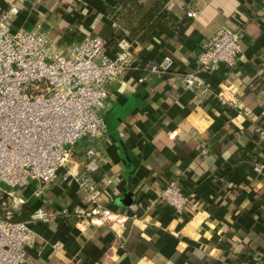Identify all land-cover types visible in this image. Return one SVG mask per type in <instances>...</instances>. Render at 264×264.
Returning <instances> with one entry per match:
<instances>
[{"label": "crops", "instance_id": "0c3cea01", "mask_svg": "<svg viewBox=\"0 0 264 264\" xmlns=\"http://www.w3.org/2000/svg\"><path fill=\"white\" fill-rule=\"evenodd\" d=\"M125 2L28 0L13 20V32L39 28L65 52L87 37L108 43L120 34L139 67L108 86L104 130L73 156L81 168L84 146L93 145L100 160L95 180L112 181L101 183L98 203L138 219L128 218L123 230L84 222L78 212L86 204L76 183L44 186L36 198L39 184L31 182L23 191L26 208L52 217L31 225L35 239L24 249L23 264H264V0H168L165 9L179 19L189 9L196 13L184 40L154 30L142 42L129 39V30L154 0H138L139 14L116 25L113 17ZM6 4L0 0V10ZM222 28L239 33L236 66L204 76L211 88L206 94L186 90L182 77ZM118 42L107 44L110 57ZM164 56L172 59L171 71L137 83L143 68ZM222 88L237 109L219 104ZM235 153L240 164L230 160ZM170 182L188 198L181 214L158 200Z\"/></svg>", "mask_w": 264, "mask_h": 264}, {"label": "built area", "instance_id": "2783aa9c", "mask_svg": "<svg viewBox=\"0 0 264 264\" xmlns=\"http://www.w3.org/2000/svg\"><path fill=\"white\" fill-rule=\"evenodd\" d=\"M26 1L6 0V8L0 10V264H23L24 249L35 239L31 225L52 217L37 209L28 220L13 221L27 204L23 191L31 182L39 184L36 198L42 196L44 186L76 183L86 204L77 211L84 222L123 230L128 218L138 219L136 214L114 213L98 203L101 183L111 185L112 181L95 180L100 160L93 145L84 146L81 168L73 161L79 142L94 139L104 130L108 86L125 71L139 69L126 40L118 42V51L110 57L107 41L100 37L84 38L65 52L39 28L13 32V20ZM179 1L192 5L198 0ZM195 15L193 9L186 12L189 18ZM238 42V32L218 30L202 45L195 68L182 77L183 87L208 93L211 88L204 76L220 67L234 68L240 53ZM172 64V59L164 56L144 67L137 83L167 75ZM216 96L221 106L239 107L227 88ZM206 154L207 150H202V155ZM261 169L255 165L253 172ZM158 200L175 214H181L188 203L175 182L165 186Z\"/></svg>", "mask_w": 264, "mask_h": 264}, {"label": "trees", "instance_id": "16d2710c", "mask_svg": "<svg viewBox=\"0 0 264 264\" xmlns=\"http://www.w3.org/2000/svg\"><path fill=\"white\" fill-rule=\"evenodd\" d=\"M125 0H119L118 4H121ZM168 0H154L151 8L144 13L140 18L138 24L129 30V39L136 42H142L145 38L154 30H159L166 37L177 38L179 41H183L185 38V31L191 23V18L186 15L182 18H177L169 13L165 9V5ZM142 10V4L138 0H126L123 4L122 9L115 13L113 21L116 25H123L126 22H131V20L139 14ZM122 35L114 34L107 44H115L122 39ZM232 163L240 164L241 155L238 153L232 154L230 157ZM32 214V209L26 208V204L23 205L19 212L14 216L13 221L24 222Z\"/></svg>", "mask_w": 264, "mask_h": 264}, {"label": "water", "instance_id": "95a60500", "mask_svg": "<svg viewBox=\"0 0 264 264\" xmlns=\"http://www.w3.org/2000/svg\"><path fill=\"white\" fill-rule=\"evenodd\" d=\"M130 203H131V198L129 196L125 197L123 204L128 206V205H130Z\"/></svg>", "mask_w": 264, "mask_h": 264}, {"label": "rangeland", "instance_id": "374dc122", "mask_svg": "<svg viewBox=\"0 0 264 264\" xmlns=\"http://www.w3.org/2000/svg\"><path fill=\"white\" fill-rule=\"evenodd\" d=\"M107 118H108V117L105 116V119H106L107 122H108L109 119H107ZM85 141H87V139H86V138H83V139L79 142V145L83 144Z\"/></svg>", "mask_w": 264, "mask_h": 264}]
</instances>
